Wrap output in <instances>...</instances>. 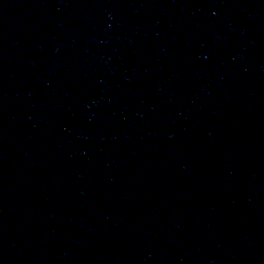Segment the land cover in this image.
<instances>
[{
  "label": "water",
  "instance_id": "water-1",
  "mask_svg": "<svg viewBox=\"0 0 264 264\" xmlns=\"http://www.w3.org/2000/svg\"><path fill=\"white\" fill-rule=\"evenodd\" d=\"M217 0H0V264H109Z\"/></svg>",
  "mask_w": 264,
  "mask_h": 264
}]
</instances>
